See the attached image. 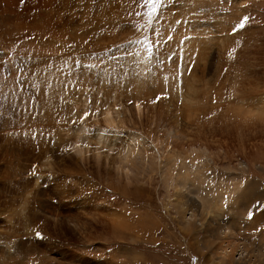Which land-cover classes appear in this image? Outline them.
<instances>
[{
    "label": "rangeland",
    "instance_id": "obj_1",
    "mask_svg": "<svg viewBox=\"0 0 264 264\" xmlns=\"http://www.w3.org/2000/svg\"><path fill=\"white\" fill-rule=\"evenodd\" d=\"M240 195L263 264L264 0H0V264H226Z\"/></svg>",
    "mask_w": 264,
    "mask_h": 264
},
{
    "label": "bare ground",
    "instance_id": "obj_2",
    "mask_svg": "<svg viewBox=\"0 0 264 264\" xmlns=\"http://www.w3.org/2000/svg\"><path fill=\"white\" fill-rule=\"evenodd\" d=\"M49 72H50V70H48L46 72H39V75L38 76H39V78L41 76L42 77L43 76H47L46 74H48ZM35 76H36V74H35ZM40 79H42V78H40ZM45 82L47 83V81H45ZM47 85H48V83H47ZM47 87L48 88L49 87L51 88L52 86L49 85ZM136 106H137V104H136ZM111 109L112 108H109V107L104 108V117H108V118L110 117ZM137 111L140 112V106L139 105L137 107ZM84 134H86V129L80 128L79 129L80 138H79V140L72 147V150H74V152L77 153V154H79V155L82 152V148L85 147L84 144H83L84 143V140L86 138L84 136ZM102 136H103V133H99L98 134L99 140H100V138H102ZM131 137H132L131 138V141H132L133 138L136 139V135H134V136L132 135ZM133 146H135V145H133ZM136 148H137L136 146L134 148H131V147H128L127 146L126 149H125V151L123 153H119L120 161L121 162H124V163H127L129 165V167L134 166V167H136V169L141 170V171H144L146 167H152V166H154V158H155V156H152L151 159H150V162H149L147 156H145L146 155L145 153L147 151H144V152L140 153L138 150H136ZM192 150L193 149H191V151ZM155 165H156V163H155ZM187 167H189V166H187ZM183 168H179L178 169V172H176V175H175L177 177V180H179L181 183L182 182H185V180H186L184 178V176H187V177H191L192 176L190 170H188L187 168L186 169H183ZM122 173H124V171ZM126 176H127V174H126ZM180 182H178V185H177V187H179L177 189L178 196L183 197L185 195V196L189 197L191 193H189L188 195H186L184 193L185 192L184 191V187H181ZM181 204H182L181 202H178V205L180 207H182ZM235 206H236V210H237L238 207H240L239 210H242V208L244 209L245 215L243 216L242 220H240V218H238L236 216V217H232V219H230L228 221H224L221 214H218V213L211 214V213H208V212L207 213H204V216L202 218H198L197 215L195 214L196 212L193 213L192 211H190L189 216H188V220L187 221H184L185 227L186 228H189L192 224H199L202 227V230H203V233L204 234L211 233L214 230H216L217 234H219V235H217L216 238H215V241L216 242H215V244H214V246H213V248L211 250V253L221 263L225 262L226 264H262V262H261L262 255L259 254V252H258L259 259L257 258L258 257L257 256V253L255 251H253L254 250V248H253L254 245L253 246L252 245L249 246V245L246 244V246H249L250 249L247 248V247H245L244 245H242L241 243H239L240 241L238 242V239L236 238L237 235L234 233L235 231L236 232L240 231L242 233V239H243V237L245 238V236H243L245 234V232L251 233V234L252 233L253 234L256 233L255 231H258L259 230L258 227H259V224L261 222V220H258L259 219V214L257 216H255V217H251V219H249V211L251 210V202H248L247 199L245 197L241 196V195H240L239 200L235 204ZM204 211H205V209H202V212L201 213L203 214ZM251 226H254V229H252ZM259 233H262V235H263L262 238L264 239V231L261 230V232H259ZM240 236H238V237H240ZM253 237L255 239V236H253ZM260 242L262 243V245L260 244ZM260 242H259L258 246L261 245L260 248L262 250H264V241H260Z\"/></svg>",
    "mask_w": 264,
    "mask_h": 264
},
{
    "label": "snow or ice",
    "instance_id": "obj_3",
    "mask_svg": "<svg viewBox=\"0 0 264 264\" xmlns=\"http://www.w3.org/2000/svg\"><path fill=\"white\" fill-rule=\"evenodd\" d=\"M160 2H161V0H144V4H145V6L150 7V9H151L153 12L156 11V9H157V5H158ZM248 19H249L248 17H244V18L241 20L240 24H239L237 27H238L239 29H243V28L245 27L246 22H247ZM150 43H151L153 46H156L154 41H152V42H150ZM148 51H151V48H149ZM166 79H167V78H166ZM87 115H88V114L85 115V118H86ZM257 210H258V209H257ZM254 214H255V211L250 210V211H249V219H251V217H252ZM40 235H41L40 233H37V237H38V238L40 237Z\"/></svg>",
    "mask_w": 264,
    "mask_h": 264
}]
</instances>
